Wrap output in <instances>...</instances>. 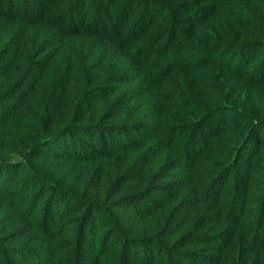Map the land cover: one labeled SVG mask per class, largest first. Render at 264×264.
I'll return each mask as SVG.
<instances>
[{
    "label": "trees",
    "instance_id": "obj_1",
    "mask_svg": "<svg viewBox=\"0 0 264 264\" xmlns=\"http://www.w3.org/2000/svg\"><path fill=\"white\" fill-rule=\"evenodd\" d=\"M15 1L0 264H264V0Z\"/></svg>",
    "mask_w": 264,
    "mask_h": 264
},
{
    "label": "rangeland",
    "instance_id": "obj_2",
    "mask_svg": "<svg viewBox=\"0 0 264 264\" xmlns=\"http://www.w3.org/2000/svg\"><path fill=\"white\" fill-rule=\"evenodd\" d=\"M21 2L19 0H16L14 4L16 7ZM11 158H15V156H10ZM7 159V158H3ZM14 159V160H15ZM19 160V159H16ZM3 176V175H2ZM17 210H12L11 207L8 205V202H4L3 199H0V235H7V238L14 237L13 243H19L18 247L25 248V238H16L18 235L17 229H22L24 227V222H21L20 219L16 216ZM10 240H8L9 242ZM11 242V241H10ZM41 252L40 250H37L35 253ZM24 253V252H21Z\"/></svg>",
    "mask_w": 264,
    "mask_h": 264
}]
</instances>
